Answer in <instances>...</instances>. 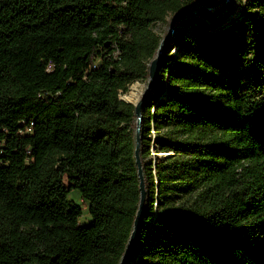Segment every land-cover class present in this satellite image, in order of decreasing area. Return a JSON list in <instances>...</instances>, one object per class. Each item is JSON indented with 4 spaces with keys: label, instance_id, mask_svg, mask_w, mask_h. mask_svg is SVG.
<instances>
[{
    "label": "trees",
    "instance_id": "obj_1",
    "mask_svg": "<svg viewBox=\"0 0 264 264\" xmlns=\"http://www.w3.org/2000/svg\"><path fill=\"white\" fill-rule=\"evenodd\" d=\"M223 2L0 0V264H120L141 200L121 96L157 24ZM141 115L126 264H264V0L181 18Z\"/></svg>",
    "mask_w": 264,
    "mask_h": 264
},
{
    "label": "water",
    "instance_id": "obj_2",
    "mask_svg": "<svg viewBox=\"0 0 264 264\" xmlns=\"http://www.w3.org/2000/svg\"><path fill=\"white\" fill-rule=\"evenodd\" d=\"M231 6H232V0H224L222 5L220 6V8L217 9L216 11H213L211 9L210 10L205 9L202 11H200V10L180 11L177 14H175L172 17L171 22H170L169 36L166 39L162 40L160 47L158 49V53H157L155 59L150 64V69H149L150 78L148 80V86H147L146 92H145L142 100L137 105H135L136 106V116H137L135 159H136V163L138 165V173H139V178H140L141 200H140L139 210L137 212L136 219L134 222L133 231H132L130 240L128 242V245L126 247L125 253H124V255L120 261V264H126L127 263L128 257H129L130 253L132 252V250L135 246V242H136L137 235H138V230H139L140 223H141L142 214L144 212L145 204H146L147 192H146V188H145L144 174H143V169H142V165H141V157H140L141 126H142V123H141L142 115H141V113H142L143 102L146 100V98L148 97V95L150 94V92L152 91V89L154 87L156 77H157V73H158V69H159V63L165 54V50H166L167 45L169 44L173 35L175 34L177 23L181 18H183L185 15H189V14H204V15L216 17V16L223 14L226 10L230 9Z\"/></svg>",
    "mask_w": 264,
    "mask_h": 264
},
{
    "label": "rangeland",
    "instance_id": "obj_3",
    "mask_svg": "<svg viewBox=\"0 0 264 264\" xmlns=\"http://www.w3.org/2000/svg\"><path fill=\"white\" fill-rule=\"evenodd\" d=\"M238 11L237 13H239ZM170 22L171 18H168L166 23H159L154 27L155 33L159 35L162 40L169 36ZM174 51L175 50L172 52L173 55H175ZM147 86L148 82H135L131 85L130 91L126 95L121 96V99L133 105H137L142 100ZM69 199L80 205L83 209V216L80 219L81 224L83 226L89 225L92 218L88 212V204L81 199L79 191L73 190L69 195Z\"/></svg>",
    "mask_w": 264,
    "mask_h": 264
}]
</instances>
